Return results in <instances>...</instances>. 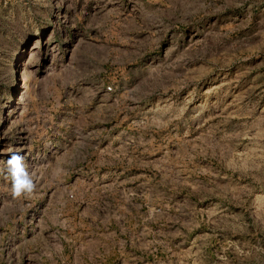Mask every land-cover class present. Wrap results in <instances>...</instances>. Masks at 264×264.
<instances>
[{
    "label": "rangeland",
    "instance_id": "obj_1",
    "mask_svg": "<svg viewBox=\"0 0 264 264\" xmlns=\"http://www.w3.org/2000/svg\"><path fill=\"white\" fill-rule=\"evenodd\" d=\"M0 264H264V0H0Z\"/></svg>",
    "mask_w": 264,
    "mask_h": 264
},
{
    "label": "built area",
    "instance_id": "obj_2",
    "mask_svg": "<svg viewBox=\"0 0 264 264\" xmlns=\"http://www.w3.org/2000/svg\"><path fill=\"white\" fill-rule=\"evenodd\" d=\"M109 89H111V87H109Z\"/></svg>",
    "mask_w": 264,
    "mask_h": 264
}]
</instances>
